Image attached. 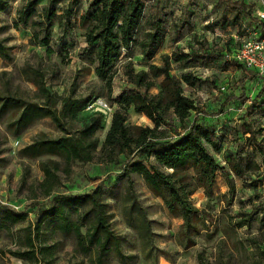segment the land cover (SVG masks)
<instances>
[{"label": "trees", "instance_id": "trees-1", "mask_svg": "<svg viewBox=\"0 0 264 264\" xmlns=\"http://www.w3.org/2000/svg\"><path fill=\"white\" fill-rule=\"evenodd\" d=\"M14 1L0 0V12H6ZM39 1H26L18 9L12 27L17 30L21 27L30 28V43H41L47 47L46 55L51 56L55 53L51 47L54 21H58L61 31L58 40L61 44L63 37L74 27L75 10L68 6L58 13L56 7L64 0H47V5L38 11L36 6ZM219 2H227L228 8L235 12L233 19L246 12L252 28L259 29L252 8L238 1ZM144 7L143 0H91L77 19L84 30L86 43L80 56L95 64V74L106 83L109 92L112 91L111 85L119 66L127 79V86L114 101L118 107L100 149L98 132L102 129L103 117L94 115L81 119L92 96L78 95L74 82L63 94L53 92L47 86L49 77L41 67L27 64L20 72L22 78L37 88L34 92L37 102L12 91L8 81L4 90L0 89V117L11 114L10 127L16 133L45 118H50L61 131L62 135L57 138L34 141L24 149L26 154L58 156L67 167L73 162H96L108 166L123 157L124 175L128 179L134 174L141 176L154 194L163 197L168 211L183 218V229L185 233L191 234L199 231L193 220L198 216L204 220L206 217L203 210L194 206L192 196L199 190H203L207 196L211 195L218 173L222 174L232 194L235 192L232 174L243 177L246 171L257 172L256 177L264 181V145L256 141L259 132L245 124V133L249 135L247 142L237 148L226 168L216 161L206 147L207 144L219 150L220 137L215 129L192 124L178 140L170 139L171 132L178 135L173 118L185 126L193 112L203 113L196 102L184 93L183 84L195 86L208 82L192 72L176 77L172 74L173 64L190 65L200 59L215 63L222 58V54L210 52L204 44L199 43L198 50L192 48L189 53L164 55L161 65L151 64L148 70L136 71L130 61L124 60L123 55L130 52L137 42L136 35L144 18ZM187 23L185 19L183 26L176 30L175 39L181 35ZM148 24L149 31L138 44L142 56L152 60L162 44L166 28L159 14L152 16ZM218 25L224 28L236 25V21L226 23V18H221ZM261 34L264 35L263 28ZM62 48H66L65 44ZM11 51L7 39L0 38V58L10 59ZM230 65L242 70L240 81L243 85L250 79L261 80L259 95L264 94V77L229 59L223 67ZM160 78L158 92L150 94V90L156 87V80ZM232 100L244 101L245 98L231 96L221 109ZM131 107L135 113L147 117L153 127L128 125L127 113ZM251 143H255V149L262 157L261 165L249 154H244ZM135 157H145L146 162H134ZM60 167L59 161L41 163L44 179L30 197L33 201L31 207L35 208L34 220H28L27 212L0 203V243L4 239L9 243L5 250L0 249V260L9 256L28 264H56L68 240L73 245V256L81 257L88 264H109L113 255L121 261L135 259V256L124 253V237L112 227V214L103 199L102 184H97L89 192L59 193L56 187L60 183ZM65 172L68 174L70 170L66 169ZM256 200L258 204L253 205L249 213L242 214L237 227L251 226L256 215L264 211V195H257ZM21 222L26 224L17 228ZM199 257L203 261L202 254Z\"/></svg>", "mask_w": 264, "mask_h": 264}, {"label": "rangeland", "instance_id": "rangeland-1", "mask_svg": "<svg viewBox=\"0 0 264 264\" xmlns=\"http://www.w3.org/2000/svg\"><path fill=\"white\" fill-rule=\"evenodd\" d=\"M28 0H15L6 12H0V38L7 39L12 47L11 58H0V89L4 90L10 81V88L19 94L30 97L33 101L37 88L21 77V69L27 64L41 67L49 77L47 86L53 92L63 94L74 82L76 93L81 96L91 95V101L104 99L112 111L103 109H84L81 119L101 115L102 129L98 132L99 148L104 142L110 127L113 113L117 109L115 99L127 86L121 66L113 79L111 89L95 74V64L89 63L80 56L86 46L84 30L78 23V18L86 10L91 0H64L57 5L58 13L66 7L75 10L74 27L63 37L59 44L61 31L58 21L52 26L51 47L55 53L47 56V47L31 44L32 30L30 28L14 29L13 21L17 11ZM244 3L252 11L257 9L256 0H232ZM144 18L137 31L132 50L124 53L125 61H130L136 71L148 70L149 65L162 64V56L173 52H191L199 49V43L204 44L211 52H219L222 58L215 63L205 59L190 65L173 64L172 74L180 78L183 73L192 72L195 76L207 79L205 84L188 86L183 84L184 93L193 99L203 113L193 112L181 126L177 119L172 122L177 133L171 132V140H178L181 134L194 125H202L215 129L220 137L218 151L206 144L208 151L216 161L228 168L229 160L233 158L237 148L246 143L249 137L245 133V124L258 131L256 141L264 145V94L259 95L262 81L256 78L247 80L243 85L240 79L242 70L227 62L229 53L236 49L252 29L247 13L239 14L228 8L227 2L219 0H143ZM47 5V0L38 2L36 8L41 11ZM159 14L164 21L165 34L160 48L152 60H147L141 54L138 42L149 31V20ZM221 18L226 23L236 21V25L222 27L218 25ZM181 35L175 39L176 30L183 26ZM4 28V29H2ZM66 48H62V45ZM162 78L156 80V87L150 94L158 92ZM244 96L245 100H232L231 97ZM128 125L150 126L152 122L144 115L137 114L131 107L128 110ZM219 114V115H215ZM11 114L0 117V203L8 204L14 209L27 212L28 220H34L35 208L31 207L32 191L38 188L44 179L41 163L54 160L61 163L58 173L60 183L56 187L59 193L89 192L97 184L104 188L103 199L108 204L112 214L111 224L117 234L124 237L123 251L135 259L121 261L116 256L110 258L109 264H264V211L256 215V220L249 227L239 228L237 222L242 214L249 213L253 205L259 201L256 196L264 195V181L257 178V172L246 171L243 177L232 174L235 192L232 194L221 173L217 174L212 194L207 196L203 190L192 196L196 208L203 210L205 220L196 217L193 221L199 231L185 233L182 217L172 214L165 206L162 196L152 192L144 179L139 175H131L128 179L123 173L124 158L112 165H101L96 162L81 164L71 163L68 167L58 156L24 153V149L40 138L54 139L62 135L50 118H45L16 133L10 127ZM81 119H79L81 121ZM244 154L258 161L262 157L255 149V143L248 144ZM144 161L145 157H135L134 162ZM70 172L67 174L65 170ZM167 195L166 192H163ZM263 197L260 198V201ZM145 215L146 217H144ZM26 222L16 227L24 226ZM8 241L0 243V249H6ZM73 245L66 241L65 250L60 253L56 264H88L79 256H73ZM202 254V260L199 257ZM0 264H28L15 258L5 256Z\"/></svg>", "mask_w": 264, "mask_h": 264}, {"label": "built area", "instance_id": "built-area-1", "mask_svg": "<svg viewBox=\"0 0 264 264\" xmlns=\"http://www.w3.org/2000/svg\"><path fill=\"white\" fill-rule=\"evenodd\" d=\"M258 2V4H257ZM257 9L254 10V17L257 19L259 29H251L244 37L241 45L228 55V59L255 71L259 76L264 77V0H256ZM103 109L111 112V106L102 98L94 99L87 105L88 110L92 108Z\"/></svg>", "mask_w": 264, "mask_h": 264}]
</instances>
